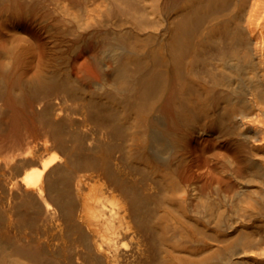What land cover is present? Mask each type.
I'll list each match as a JSON object with an SVG mask.
<instances>
[{
	"label": "bare ground",
	"instance_id": "1",
	"mask_svg": "<svg viewBox=\"0 0 264 264\" xmlns=\"http://www.w3.org/2000/svg\"><path fill=\"white\" fill-rule=\"evenodd\" d=\"M0 264H264V0H0Z\"/></svg>",
	"mask_w": 264,
	"mask_h": 264
}]
</instances>
